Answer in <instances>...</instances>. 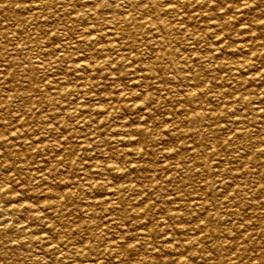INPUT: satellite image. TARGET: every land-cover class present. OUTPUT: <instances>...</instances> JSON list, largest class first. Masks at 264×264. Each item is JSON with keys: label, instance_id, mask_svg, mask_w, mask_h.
<instances>
[{"label": "rangeland", "instance_id": "1", "mask_svg": "<svg viewBox=\"0 0 264 264\" xmlns=\"http://www.w3.org/2000/svg\"><path fill=\"white\" fill-rule=\"evenodd\" d=\"M0 264H264V0H0Z\"/></svg>", "mask_w": 264, "mask_h": 264}, {"label": "bare ground", "instance_id": "2", "mask_svg": "<svg viewBox=\"0 0 264 264\" xmlns=\"http://www.w3.org/2000/svg\"><path fill=\"white\" fill-rule=\"evenodd\" d=\"M194 3V2H193ZM172 13V12H171ZM170 34V33H169ZM165 45V44H164ZM171 50V49H170ZM192 92V91H191ZM202 118V117H201ZM22 206V205H21ZM25 238H26V236H25Z\"/></svg>", "mask_w": 264, "mask_h": 264}]
</instances>
